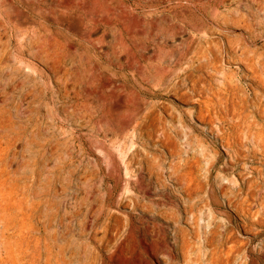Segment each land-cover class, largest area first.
Instances as JSON below:
<instances>
[{"label":"rangeland","instance_id":"1","mask_svg":"<svg viewBox=\"0 0 264 264\" xmlns=\"http://www.w3.org/2000/svg\"><path fill=\"white\" fill-rule=\"evenodd\" d=\"M4 109L49 264H181L211 219L264 264V0H0ZM169 165L217 196L197 225Z\"/></svg>","mask_w":264,"mask_h":264},{"label":"bare ground","instance_id":"2","mask_svg":"<svg viewBox=\"0 0 264 264\" xmlns=\"http://www.w3.org/2000/svg\"><path fill=\"white\" fill-rule=\"evenodd\" d=\"M0 114V247L6 254L7 264H49L50 253L45 252L41 237L38 202L31 197L12 195L10 192V174L4 164L9 153L10 123L6 109ZM251 138L256 140L259 151L264 155V131L252 132ZM167 168L169 171H165V174L183 193L181 199L184 211L190 214L193 224L197 225V212L200 210L195 200L208 206L217 201V196L207 190L209 180H201L186 168L181 170L176 165H169ZM156 177L160 179L161 174L157 173ZM221 192L225 195L226 189L222 187ZM170 216L176 221L174 215ZM174 231L180 236L179 239L176 238V242L182 247L181 264L230 263L228 253L232 248L227 246L228 239H225L214 219L210 220L207 231L204 228L194 229L195 237L200 240L196 247L187 237L186 229L176 227Z\"/></svg>","mask_w":264,"mask_h":264}]
</instances>
